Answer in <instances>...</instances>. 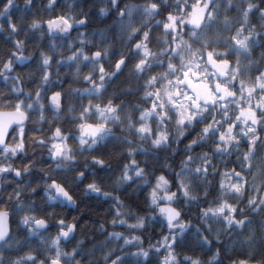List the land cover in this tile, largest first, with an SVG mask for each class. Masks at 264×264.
Segmentation results:
<instances>
[{
  "label": "snow or ice",
  "instance_id": "1",
  "mask_svg": "<svg viewBox=\"0 0 264 264\" xmlns=\"http://www.w3.org/2000/svg\"><path fill=\"white\" fill-rule=\"evenodd\" d=\"M0 264H264V0H0Z\"/></svg>",
  "mask_w": 264,
  "mask_h": 264
},
{
  "label": "trees",
  "instance_id": "2",
  "mask_svg": "<svg viewBox=\"0 0 264 264\" xmlns=\"http://www.w3.org/2000/svg\"><path fill=\"white\" fill-rule=\"evenodd\" d=\"M91 207L86 210L85 218H88L90 220H95L97 218H102L104 212L107 209V204H96L94 202H90Z\"/></svg>",
  "mask_w": 264,
  "mask_h": 264
}]
</instances>
